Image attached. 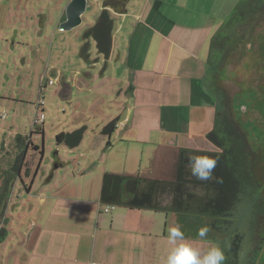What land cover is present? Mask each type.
<instances>
[{"label": "crops", "instance_id": "obj_1", "mask_svg": "<svg viewBox=\"0 0 264 264\" xmlns=\"http://www.w3.org/2000/svg\"><path fill=\"white\" fill-rule=\"evenodd\" d=\"M105 1L87 0L86 10L94 2L100 12L106 10L102 22L108 53L99 49L104 57L92 64L85 49L90 44L83 40L80 56L88 68L65 77L52 68L54 81L59 82V99L68 105L61 108L62 114L86 131L89 120L96 125L97 134L87 145L97 147L100 142L109 159L99 174L163 178L168 167H174L180 147L217 150L205 135L221 105L215 88L224 74L218 78L211 74L210 40L239 0H122L115 5ZM100 12L95 14L98 23ZM86 32L83 37L89 35ZM231 96L234 104L244 100L240 91ZM249 108L248 102L246 113ZM237 115L246 120V114L237 111ZM113 119L117 120L114 132L98 134ZM78 148L68 149L73 152L72 161L64 162L55 154L48 176L40 167L41 157L28 166L24 154L15 182L21 181L30 210L28 226L22 233L15 232L14 264H161L170 247L167 229L177 220L171 219L169 211L123 206L103 212L100 179L92 176L93 163L75 160L84 157ZM38 172L42 182L37 187ZM5 195L1 192L0 199ZM23 214L19 211L18 216ZM178 225L185 240L202 254L225 241L223 232H216L208 221ZM203 226L209 227L210 234L201 239L197 230Z\"/></svg>", "mask_w": 264, "mask_h": 264}, {"label": "rangeland", "instance_id": "obj_2", "mask_svg": "<svg viewBox=\"0 0 264 264\" xmlns=\"http://www.w3.org/2000/svg\"><path fill=\"white\" fill-rule=\"evenodd\" d=\"M69 1L0 0V115L5 114L4 118L0 116V174L2 170L10 167V161L17 155L14 139L17 133L27 135L30 145L39 147L38 150H33L30 146L24 164H36L42 156L40 167L46 171V176L49 175L47 170L53 167L55 154L64 162L74 158L73 152H69L67 146L59 145L55 140L56 132H73L81 125L74 120H68L66 113L62 114L61 108L65 110L68 105L59 99V82L54 81V73L58 70L65 77L67 73H73V70L83 71L89 67L80 56V44L83 40L90 44L88 48L85 47L89 50L90 57L87 58H91L90 62L94 64L95 60H102L104 55L98 52V42L106 39L107 31L104 22L98 23V16H95L100 12L99 5L95 2L92 3V8L85 10L80 25L71 30H59L60 23L65 20V8ZM86 30H90V34L83 37ZM246 31L243 44L226 59V66L222 71L224 80L219 87L226 89L230 95L240 91L244 99H248L250 108L244 115L245 123L253 128V138H259L257 141L262 147L263 163L261 166L260 162L256 170L259 191L251 193L249 199L242 195L230 215L231 224L223 230L225 238L228 235L233 236L234 229L242 236L241 242H236L238 250L235 258L231 255L232 238L223 242L221 248L225 250L227 257L225 264H264V201L263 212L259 218L253 213V204L256 205L260 198L264 199V13L257 14ZM103 64L104 62L100 63L98 67L102 69ZM48 80L53 83L49 84ZM41 84H44L42 91ZM41 99L44 101L45 116L43 135L31 133L32 116L36 112L38 100ZM87 125L88 129L78 145V149L84 151V157L75 160L93 163L92 176L98 177L101 185L102 175L99 172L105 165L104 160L109 162V159L103 154L100 142L97 147H88L87 141H91L92 136L97 133L93 121L89 120ZM35 132H39V128ZM56 170L59 173L61 168ZM173 170L174 167H168L163 179H170ZM15 178H8L10 181L4 192V178L0 176V193H6V200L0 207V228L8 229L7 237L0 243V260H4V264H14L15 256L11 250L15 249L18 241L15 232L22 233L24 226H28L27 214L30 208L27 205V195L21 188V181L17 179L15 182ZM22 178L25 180L24 175ZM41 182L42 175L38 172L34 185L38 187ZM117 207L119 206L116 205L115 209ZM19 211L24 213L21 217L18 216ZM171 215V219L175 218L178 224H184L181 215L174 212ZM207 221L210 223L211 220Z\"/></svg>", "mask_w": 264, "mask_h": 264}, {"label": "trees", "instance_id": "obj_3", "mask_svg": "<svg viewBox=\"0 0 264 264\" xmlns=\"http://www.w3.org/2000/svg\"><path fill=\"white\" fill-rule=\"evenodd\" d=\"M121 2L122 0H106L105 4L115 5ZM259 13H264V0H239L229 16L214 32L210 40L208 56L213 76L218 78L222 73L226 66V59L243 44L248 26ZM105 18L106 10H103L99 14V23ZM88 34L90 30L86 32V35ZM98 48L107 54L109 42L99 40ZM215 89L221 96V105L217 107L213 127L205 137L216 146L217 150L180 147L170 179L149 178L141 174L104 172L99 192L100 205L115 204L129 209L174 212L181 215L184 221L194 225H203L209 219L211 220L209 224L216 232H224L223 230L232 222L230 215L240 202L242 195H246L249 199L251 193L259 191L260 183L256 170L260 162L262 166L263 158L262 147L257 139L253 138L252 128L246 125L245 120L239 117L233 108V97L226 89L225 91L219 86ZM116 124V119L109 121L102 127L101 134L110 136ZM84 130V127H81L73 132H60L55 135L56 143L75 148L80 144ZM31 133L43 135V127H39V132L31 130ZM14 139L17 151L14 165L16 176L22 158L27 153L26 144L29 137L16 134ZM34 148L37 149L38 146L35 145ZM42 153L43 151L40 150V154ZM190 153L218 158L213 173L218 179L200 181L191 176L186 167L187 156ZM9 181L4 179V192L7 190ZM4 200H6L5 196L4 199H0L1 205ZM258 200L256 205L253 204L255 206L253 213L257 215V218L263 212L264 199ZM233 231V236L228 235L224 239L232 238L230 240L231 242L233 240L231 255L233 254L235 258L238 250L236 242H241L242 236L235 229ZM7 235L8 229L0 228V243Z\"/></svg>", "mask_w": 264, "mask_h": 264}, {"label": "clouds", "instance_id": "obj_4", "mask_svg": "<svg viewBox=\"0 0 264 264\" xmlns=\"http://www.w3.org/2000/svg\"><path fill=\"white\" fill-rule=\"evenodd\" d=\"M187 161L186 167L191 176L197 180L210 181L218 179L213 175L218 158L190 153L187 156ZM209 231L208 226H203L197 230V235L203 239L207 237ZM167 233L166 240L170 247L161 264H225L227 260L225 250L215 244L202 254L200 250L194 248L185 240L184 233L178 224L170 226Z\"/></svg>", "mask_w": 264, "mask_h": 264}, {"label": "water", "instance_id": "obj_5", "mask_svg": "<svg viewBox=\"0 0 264 264\" xmlns=\"http://www.w3.org/2000/svg\"><path fill=\"white\" fill-rule=\"evenodd\" d=\"M86 6L87 0H70L65 8V20L60 23L59 30H71L80 25Z\"/></svg>", "mask_w": 264, "mask_h": 264}, {"label": "built area", "instance_id": "obj_6", "mask_svg": "<svg viewBox=\"0 0 264 264\" xmlns=\"http://www.w3.org/2000/svg\"><path fill=\"white\" fill-rule=\"evenodd\" d=\"M48 83L49 84L53 83V81L48 80ZM43 88H44V84L43 85L41 84L40 91H42ZM43 105H44L43 99L38 100L37 105H36V112L32 116L31 130H36L43 125V121L45 119L44 112H43ZM0 116H1V118H4L5 114L3 113ZM115 207H116L115 204H103V205H101V209L105 213L111 212L112 210L115 209Z\"/></svg>", "mask_w": 264, "mask_h": 264}, {"label": "flooded vegetation", "instance_id": "obj_7", "mask_svg": "<svg viewBox=\"0 0 264 264\" xmlns=\"http://www.w3.org/2000/svg\"><path fill=\"white\" fill-rule=\"evenodd\" d=\"M246 104L248 105V101H247V99L245 100H243V98L242 99H239V101L236 103V104H234V106H233V108L234 109H237V111H239L240 112V114H242V115H244V114H246V112H245V110H246ZM258 134H260V133H258ZM31 144V142H30V140L28 139L27 140V144H26V147L29 149L30 148V145ZM31 148L33 149V150H38L39 149V147L37 148V149H35L34 148V146H31ZM28 151V150H27ZM11 163H9V164H11L10 165V167L8 168V169H5L4 171L2 170L1 171V174H0V176L1 177H3L4 179H8V178H10V177H12V178H14L15 177V169H14V165H15V157L10 161ZM3 169V168H2ZM6 174H8L7 175V177H6ZM3 179V180H4Z\"/></svg>", "mask_w": 264, "mask_h": 264}]
</instances>
